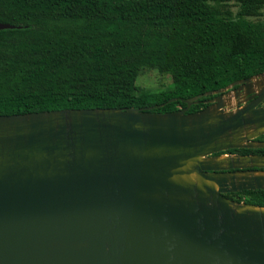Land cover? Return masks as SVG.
<instances>
[{"label":"water","instance_id":"water-1","mask_svg":"<svg viewBox=\"0 0 264 264\" xmlns=\"http://www.w3.org/2000/svg\"><path fill=\"white\" fill-rule=\"evenodd\" d=\"M263 102L264 72L174 111L0 115V264H264V206L224 195L264 189V154L223 152L264 148Z\"/></svg>","mask_w":264,"mask_h":264},{"label":"trees","instance_id":"trees-1","mask_svg":"<svg viewBox=\"0 0 264 264\" xmlns=\"http://www.w3.org/2000/svg\"><path fill=\"white\" fill-rule=\"evenodd\" d=\"M0 21L22 25L0 29V115L174 111L189 98L264 72V0H0ZM145 69L170 74L172 88L140 89ZM216 96L199 98L188 111ZM224 195L264 206V189Z\"/></svg>","mask_w":264,"mask_h":264},{"label":"rangeland","instance_id":"rangeland-1","mask_svg":"<svg viewBox=\"0 0 264 264\" xmlns=\"http://www.w3.org/2000/svg\"><path fill=\"white\" fill-rule=\"evenodd\" d=\"M254 81L258 82V79L255 78ZM137 84L142 90L157 91L172 88L173 80L170 74L161 73L158 69H145L144 72L138 77ZM239 86L237 88L233 87L227 92L232 98L231 106L228 108L230 110L237 108L238 105L246 103V94H239L236 96V92H239ZM258 88L259 85L257 83L256 90ZM256 139L260 140L258 137Z\"/></svg>","mask_w":264,"mask_h":264},{"label":"flooded vegetation","instance_id":"flooded-vegetation-1","mask_svg":"<svg viewBox=\"0 0 264 264\" xmlns=\"http://www.w3.org/2000/svg\"><path fill=\"white\" fill-rule=\"evenodd\" d=\"M239 86V85H238ZM238 86H234V87H238ZM238 94H246V89H245V87H242L241 89H239V92H237ZM247 97H249L247 94H246V98ZM215 98V97H214ZM209 103H211L210 101H209ZM263 104H264V102H263ZM226 153H228V154H241V153H237V152H235V153H230V152H226ZM249 154H264V153H249Z\"/></svg>","mask_w":264,"mask_h":264},{"label":"bare ground","instance_id":"bare-ground-1","mask_svg":"<svg viewBox=\"0 0 264 264\" xmlns=\"http://www.w3.org/2000/svg\"><path fill=\"white\" fill-rule=\"evenodd\" d=\"M226 155L222 156V157H225Z\"/></svg>","mask_w":264,"mask_h":264}]
</instances>
